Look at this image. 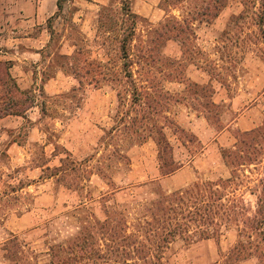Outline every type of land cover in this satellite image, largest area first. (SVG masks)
Instances as JSON below:
<instances>
[{
	"label": "rangeland",
	"instance_id": "1",
	"mask_svg": "<svg viewBox=\"0 0 264 264\" xmlns=\"http://www.w3.org/2000/svg\"><path fill=\"white\" fill-rule=\"evenodd\" d=\"M68 1L21 28L49 41L41 62L17 61L33 72L18 86L30 108L0 119V264L53 253V264H202L207 252L189 250L205 238L217 264H264L263 0H158L153 19L108 0L85 25ZM69 44L99 84L64 56ZM10 51L0 47L11 71ZM60 71L76 87L50 95L43 83ZM183 166L173 184L163 176ZM176 225L187 227L170 234Z\"/></svg>",
	"mask_w": 264,
	"mask_h": 264
},
{
	"label": "crops",
	"instance_id": "2",
	"mask_svg": "<svg viewBox=\"0 0 264 264\" xmlns=\"http://www.w3.org/2000/svg\"><path fill=\"white\" fill-rule=\"evenodd\" d=\"M12 2V6L9 5L8 8H12L13 13L10 14L12 16L8 17V20L13 19L11 24L14 23V26L12 30H10V36L9 39L4 40L0 36V47H5L7 49H11L9 56L7 55L3 58L8 59L9 61H12L13 65L10 71V74L12 75L13 79L18 83V86L21 87V85H27L25 83L26 81L29 82V85L33 84V72L25 71L24 69L20 68L19 63L24 64L29 57H33L35 64L38 62H41L42 59V52L46 48V45L49 40L43 39V33H38L36 36H30L27 33L23 34V31H21V28L25 25L31 24V27H35V25H40L43 21L45 22L50 17L54 16L57 12H59L58 9V2L60 0H10ZM131 4V11L134 15L146 17L149 19L156 18L158 16V0H127ZM68 2H72V5H76V14L77 21H80L85 25L88 22L89 18L94 19L98 17V13L101 10L103 6H106L109 2L108 0H70ZM20 19V20H19ZM22 23L19 24L18 23ZM6 25V23L2 24ZM18 25V26H17ZM46 30V29H45ZM0 31H3L0 27ZM75 51V45L69 44L68 45V52L64 54L65 57H71L72 54ZM22 54L21 58L17 57V55ZM21 59V60H20ZM19 63H18V62ZM34 64V65H35ZM19 70V73H18ZM63 78H69L66 77V75L60 71L56 73V75L50 79H48L45 83H43V90L45 89L46 92L50 95H56L60 93H67L70 91H73L76 87V83L74 79L69 78V82L67 87H64L63 85L57 86L61 79ZM44 90V91H45ZM101 88H94V94L99 92ZM65 91V92H64ZM97 97V96H96ZM260 106L255 107L252 109L253 111L260 112L259 111ZM246 115V113H245ZM244 115V117H245ZM246 116L245 118H247ZM243 118L239 121V127H242L244 129L243 131H247V125L248 127L257 126L258 120L257 116L254 119V124L252 123L247 124L245 123V126H243ZM188 174V168L185 166L179 168L176 170L172 175L168 178L167 181H169L171 184H173L178 177H181L182 175ZM174 181V182H173ZM180 185V184H178ZM199 250H205L207 252L206 258L202 259V264H217V258H216V244L213 240L207 239L203 240L197 243H194L190 246V250L192 252H196ZM200 251V252H201ZM237 264H256V261L252 258L239 261Z\"/></svg>",
	"mask_w": 264,
	"mask_h": 264
},
{
	"label": "trees",
	"instance_id": "3",
	"mask_svg": "<svg viewBox=\"0 0 264 264\" xmlns=\"http://www.w3.org/2000/svg\"><path fill=\"white\" fill-rule=\"evenodd\" d=\"M215 3H217V2H215ZM263 4H264V0H263ZM58 9H59V11L61 10L60 2H58ZM130 17L136 19L138 16L134 15L133 13L130 12ZM132 25L133 26L135 25L134 21H133ZM132 30H133L132 32H134L133 28H132ZM165 30H166L165 32H174V33H177V31H178L176 26H172V27H170V29H165ZM128 37H131L129 32L126 33V36L123 37V39L120 42V51H122V53H125V51H126V42L128 41ZM152 39H153V37H152ZM80 55H81V52L75 50L74 53L72 54V56L67 57V59L72 60L71 65H73L75 67V69L78 71V73H80V74L83 73V77L94 75V77H93L94 83L96 85L99 84L100 81H99V78L97 77L98 76L97 71L87 69L86 72H84V68L80 66V59H81ZM122 59L127 60V57L125 56ZM97 65H99V64H97ZM124 65H126V64H124ZM101 66L103 67V65H101ZM97 67L99 68V66H97ZM131 78H132L131 76H130V78L128 76L126 77L127 80L131 79ZM122 80H123V78L115 79V81H118V82H121ZM129 82L132 83L131 80ZM26 95H28L27 92L21 90L18 87L16 81L12 78V76L10 74V64L0 61V119L7 117V116H22L23 117L25 112L30 108V107H23L24 102H27V100H28V96H26ZM237 158H239V156L235 155V159H237ZM175 170H177V169L163 173V176H168V175L172 174L173 172H175ZM259 225L260 226L264 225V214H263L262 221L259 222ZM186 227H187L186 225H183V226L176 225L175 227L172 228L170 234L174 230L176 231V229L182 230V229H185ZM205 239H209V238H205ZM263 242H264V238H263ZM51 250H53V249H51ZM55 259H56V262L57 261L59 262L58 256L57 255L54 256V253H53L50 264H53V261Z\"/></svg>",
	"mask_w": 264,
	"mask_h": 264
}]
</instances>
